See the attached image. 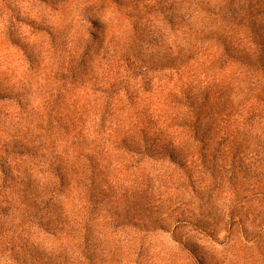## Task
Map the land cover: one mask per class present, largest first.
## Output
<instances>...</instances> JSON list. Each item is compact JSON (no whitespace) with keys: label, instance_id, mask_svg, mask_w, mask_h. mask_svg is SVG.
<instances>
[{"label":"rangeland","instance_id":"rangeland-1","mask_svg":"<svg viewBox=\"0 0 264 264\" xmlns=\"http://www.w3.org/2000/svg\"><path fill=\"white\" fill-rule=\"evenodd\" d=\"M0 264H264V0H0Z\"/></svg>","mask_w":264,"mask_h":264}]
</instances>
